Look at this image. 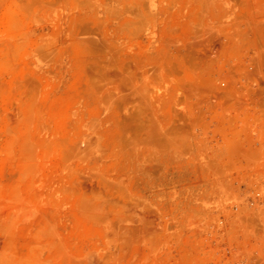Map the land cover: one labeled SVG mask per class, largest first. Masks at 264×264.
Listing matches in <instances>:
<instances>
[{
  "label": "rangeland",
  "instance_id": "obj_1",
  "mask_svg": "<svg viewBox=\"0 0 264 264\" xmlns=\"http://www.w3.org/2000/svg\"><path fill=\"white\" fill-rule=\"evenodd\" d=\"M0 264H264V0H0Z\"/></svg>",
  "mask_w": 264,
  "mask_h": 264
}]
</instances>
